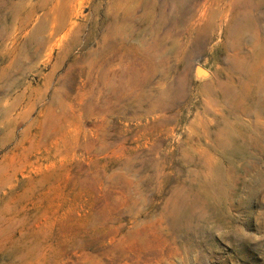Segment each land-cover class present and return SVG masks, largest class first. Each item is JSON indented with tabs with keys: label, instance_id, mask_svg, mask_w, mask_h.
<instances>
[{
	"label": "rangeland",
	"instance_id": "rangeland-1",
	"mask_svg": "<svg viewBox=\"0 0 264 264\" xmlns=\"http://www.w3.org/2000/svg\"><path fill=\"white\" fill-rule=\"evenodd\" d=\"M0 264H264V0H0Z\"/></svg>",
	"mask_w": 264,
	"mask_h": 264
},
{
	"label": "water",
	"instance_id": "water-1",
	"mask_svg": "<svg viewBox=\"0 0 264 264\" xmlns=\"http://www.w3.org/2000/svg\"><path fill=\"white\" fill-rule=\"evenodd\" d=\"M197 68H199V67H197ZM201 68H202V67H201ZM198 75H202V74H199V73H198ZM203 75H204V74H203Z\"/></svg>",
	"mask_w": 264,
	"mask_h": 264
}]
</instances>
